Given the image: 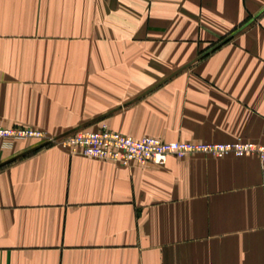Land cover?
I'll return each instance as SVG.
<instances>
[{"label": "crops", "instance_id": "0c3cea01", "mask_svg": "<svg viewBox=\"0 0 264 264\" xmlns=\"http://www.w3.org/2000/svg\"><path fill=\"white\" fill-rule=\"evenodd\" d=\"M175 108L264 145V0H0V126L186 140ZM0 264H264V162L5 141Z\"/></svg>", "mask_w": 264, "mask_h": 264}, {"label": "built area", "instance_id": "2783aa9c", "mask_svg": "<svg viewBox=\"0 0 264 264\" xmlns=\"http://www.w3.org/2000/svg\"><path fill=\"white\" fill-rule=\"evenodd\" d=\"M26 139H36L47 145H59L74 154L116 161L123 165L131 163L164 165L172 155L183 158L193 153L208 154L218 159L252 155L264 162V145L250 141L197 146L167 143L154 138L137 140L105 127L95 131L77 130L60 137H52L43 131L28 127L0 126V146L5 141Z\"/></svg>", "mask_w": 264, "mask_h": 264}, {"label": "rangeland", "instance_id": "374dc122", "mask_svg": "<svg viewBox=\"0 0 264 264\" xmlns=\"http://www.w3.org/2000/svg\"><path fill=\"white\" fill-rule=\"evenodd\" d=\"M175 105H177V103H175L174 106ZM165 113L168 114L164 119V121L167 124L164 126H160L158 128L160 130H162L163 133H165V135H171L174 133V134H177L186 140L164 141L160 137L153 136V135L152 136L146 135V136L141 137V138H135L132 136H129V137H132V138L137 139V140L144 139V138H154V139H158L162 142H167V143L191 144V145H197V146H199V145H216V144H221V143L236 142V141L222 142V141H208V140H206L208 138H213V137L219 136L220 129L218 127H214V126L213 127L207 126L205 124H197L198 121L196 119L195 110H185L184 111V110H180V109L175 108L173 110L169 109ZM200 121L204 123L203 119ZM103 127L107 128L111 131H114L108 126H103ZM103 127H101V128H103ZM114 132H117V131H114ZM118 133H120V132H118ZM125 136H128V135H125ZM238 141H241V140H238ZM193 154H196V153H193ZM193 154H190V155H193ZM197 154H201V153H197ZM190 155H188V156H190ZM204 155H208V154H204ZM188 156H186V157H188ZM208 156H210V155H208ZM175 157H177V156H175ZM228 157H233V156H228ZM177 158H179V157H177ZM183 158H185V157H183ZM216 159H218V158H216ZM222 159H224V158H222Z\"/></svg>", "mask_w": 264, "mask_h": 264}]
</instances>
